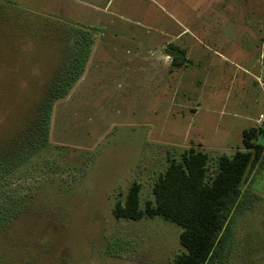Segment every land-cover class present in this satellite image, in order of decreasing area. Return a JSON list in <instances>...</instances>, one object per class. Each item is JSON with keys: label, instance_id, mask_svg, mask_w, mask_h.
Instances as JSON below:
<instances>
[{"label": "rangeland", "instance_id": "obj_1", "mask_svg": "<svg viewBox=\"0 0 264 264\" xmlns=\"http://www.w3.org/2000/svg\"><path fill=\"white\" fill-rule=\"evenodd\" d=\"M251 128L264 132V0H0L8 264H173L181 230L117 220L116 203L137 182L144 205L171 160L233 155ZM244 191L216 264H264V165Z\"/></svg>", "mask_w": 264, "mask_h": 264}, {"label": "trees", "instance_id": "obj_2", "mask_svg": "<svg viewBox=\"0 0 264 264\" xmlns=\"http://www.w3.org/2000/svg\"><path fill=\"white\" fill-rule=\"evenodd\" d=\"M261 138L262 128L245 130L243 150L217 158L190 148L180 160H171L155 180L152 200L142 205V186L134 182L124 201L116 203L114 217L128 221L160 218L178 227L183 251L175 256L173 264L221 263L232 235L233 213L248 202L245 183L256 168L264 165ZM7 198L0 200L1 229L11 226L16 205L8 202L11 196ZM8 260L11 256L6 249H0V264H8Z\"/></svg>", "mask_w": 264, "mask_h": 264}]
</instances>
